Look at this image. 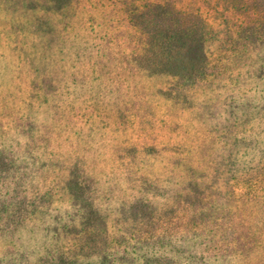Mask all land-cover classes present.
I'll list each match as a JSON object with an SVG mask.
<instances>
[{"label":"rangeland","instance_id":"obj_1","mask_svg":"<svg viewBox=\"0 0 264 264\" xmlns=\"http://www.w3.org/2000/svg\"><path fill=\"white\" fill-rule=\"evenodd\" d=\"M0 264H264V0H0Z\"/></svg>","mask_w":264,"mask_h":264}]
</instances>
